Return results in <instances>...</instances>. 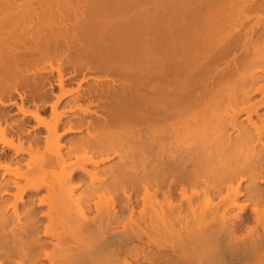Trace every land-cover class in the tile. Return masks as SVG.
Listing matches in <instances>:
<instances>
[{
  "label": "bare ground",
  "instance_id": "bare-ground-1",
  "mask_svg": "<svg viewBox=\"0 0 264 264\" xmlns=\"http://www.w3.org/2000/svg\"><path fill=\"white\" fill-rule=\"evenodd\" d=\"M17 1L0 0V75L36 94L46 77L24 68L52 44L93 62L86 70L121 77L82 78L57 97L73 94L89 130L64 153L55 103L52 119L37 121L43 147L23 119L0 110V142L29 152L24 169L0 161L2 175L22 180H11L10 203L0 194V264H264V0H147L140 20L120 23L107 17L125 3L93 0L74 41ZM110 153L118 163L87 169ZM82 171L90 181L74 195ZM28 191L36 194L20 208ZM249 205L254 222L238 237L235 221L250 220L241 215Z\"/></svg>",
  "mask_w": 264,
  "mask_h": 264
},
{
  "label": "rangeland",
  "instance_id": "rangeland-1",
  "mask_svg": "<svg viewBox=\"0 0 264 264\" xmlns=\"http://www.w3.org/2000/svg\"><path fill=\"white\" fill-rule=\"evenodd\" d=\"M40 1L46 2L45 6H41L43 2L40 3ZM97 0H95L96 2ZM106 1V0H105ZM112 1V0H108ZM152 1V0H151ZM161 1V0H158ZM19 2H26L31 3L30 9L31 15L35 16L38 15L41 19H43L44 24L46 25V29L48 31H51L53 29L56 31H66L68 34L67 36L70 38L69 40L74 41L77 39L78 29H79V19L81 18L82 14L87 12L89 8H92L93 6H90V4L93 2V0H18ZM91 2V3H90ZM100 3V1H97ZM104 1L102 0L101 3ZM129 2V3H128ZM146 2H150L147 0H121L120 3H125L122 5H119L117 12L114 10H111L108 20H111L112 22H129L134 21L136 18L139 19V16H144L145 11L142 9V7L150 8L149 5ZM153 3L160 5L161 2H156L155 0L152 1ZM151 2V3H152ZM94 3V2H93ZM92 3V4H93ZM100 3V4H101ZM149 3L150 5H153ZM39 4V5H37ZM154 4V5H155ZM29 6V5H28ZM36 8V9H35ZM114 11V14H113ZM105 14V13H103ZM102 15V14H101ZM106 15V14H105ZM140 20V19H139ZM45 27V26H44ZM43 29V28H42ZM46 29H43L46 31ZM49 33V32H48ZM56 40H60L59 35L56 36ZM47 47H49L47 49ZM42 48V49H41ZM51 48V49H50ZM55 48V49H54ZM40 50L36 49L32 55L31 64L28 63L27 67L24 68V72L29 75L37 74L38 80L40 73L46 77L45 83L43 88L37 93L34 94L33 92H30V88L23 87L20 84L19 81H17V77L14 76L12 73L2 74L0 75V78L2 81V84H5L3 89L0 88V110L3 109L9 118L12 119H20L24 120L26 122V135L28 136L30 140L33 139L38 143L39 145L44 146L45 143V137L47 135L46 128L43 125H40L37 123V121H50L52 119V109L55 105V110L59 115V118L62 122L61 128L58 131L59 137V144L61 147L62 153H64L66 150H68L69 146H71L75 141L87 136L89 130H87L86 123H80L78 113L79 110L74 108V105L70 100L73 98V94H67L65 93L64 96L62 95L61 99L57 103V97L60 96L63 92L72 91L75 93V91L78 89V84L81 83V79H87L89 76H98L99 79L105 78L103 76L111 77L112 79L118 80L119 74L118 73H112L111 71H103L101 69L95 70H86L85 68H90L91 64L93 62L83 63L81 59L72 51L70 50H64L61 51L59 49H56V47L52 46V44H49L48 46H40ZM30 64V66H29ZM22 70L19 71V73ZM23 72V73H24ZM12 74V75H11ZM59 74L62 75L65 80H63L62 84L60 85L59 80ZM44 77V78H45ZM90 78V77H89ZM16 79V80H15ZM15 80V81H14ZM43 80V81H44ZM80 81V82H79ZM8 83V84H7ZM15 83V84H14ZM7 84V85H6ZM10 84V85H9ZM13 84V86H12ZM15 85V86H14ZM7 90H6V87ZM18 86V87H17ZM14 87V89H12ZM16 87V88H15ZM21 87V88H20ZM11 88V90H10ZM20 88V89H18ZM17 89V91H16ZM23 89V90H22ZM30 89V90H29ZM10 90V91H9ZM29 90V92H28ZM12 91V92H11ZM41 92V93H40ZM62 92V93H61ZM25 93V94H24ZM31 93V95H30ZM35 95V96H34ZM37 96V97H36ZM33 97V98H32ZM11 101V102H10ZM4 103V104H3ZM9 103V104H7ZM11 103V104H10ZM55 103V104H54ZM3 104V105H2ZM54 104V105H53ZM73 105V106H72ZM20 109V110H19ZM23 111H22V110ZM264 111V108L260 109V112ZM62 113V114H61ZM77 113V114H76ZM34 115V116H33ZM40 117V120H37ZM76 115V116H75ZM78 117V118H77ZM239 120H241V117H239ZM74 121V122H73ZM77 121V122H76ZM242 122V121H241ZM80 123V124H79ZM244 123V122H243ZM68 126L73 127V131L66 132V129ZM236 131L233 132L235 134ZM31 137H30V136ZM37 139V140H36ZM39 140V141H38ZM15 143H19L18 140L14 139ZM17 141V142H16ZM25 143V142H24ZM23 143L24 148L28 149V143ZM34 145V144H33ZM16 148H13L11 146L3 145L0 142V161L3 159L9 160L14 165H17L18 167H22L24 169L26 167V163L29 159V152H20L15 151ZM19 152V153H18ZM107 156H110V159H108L103 164H100L99 166L94 165H87V169L90 171H93L95 169L98 170V168H108L111 165H115L117 162L118 157L114 156L112 153L107 154ZM2 157V159H1ZM102 157H106V154H104ZM98 157L97 159H99ZM18 161V162H17ZM24 161V162H23ZM25 166V167H24ZM107 170V169H106ZM3 170L0 169V184H4L6 180H9L10 184L8 185V194H4V192L0 193L2 199H4L7 203L13 201L14 199V192L16 191V186L13 184L12 181H19V183H22V180H18V178H15L12 174H6L2 175ZM83 175L81 178L83 179V182L80 179H74L73 184L76 186L73 189L74 195H79L83 192L86 184L88 181H90L89 173L86 174V172H83ZM104 173V172H103ZM85 175V176H84ZM89 179V180H88ZM110 181V177H108L104 182L107 183ZM2 182V183H1ZM12 183V184H11ZM85 183V184H84ZM248 182H243V185H247ZM259 186L264 187V182L258 183ZM10 188V189H9ZM46 188H42L40 192L37 193V196H41L46 193ZM128 191V190H127ZM130 191V190H129ZM122 202L125 203L126 200H123L125 195H122ZM36 194L35 191H28L27 195L25 196V201L20 203V208H24L28 204L29 195ZM117 195L120 196V195ZM124 194V193H123ZM116 199H119L118 201L121 202L120 198L118 197ZM126 198V197H125ZM11 199V200H10ZM36 202L38 201L37 198ZM136 204V209L138 214V210L141 207V202ZM238 201L243 203L245 200L243 197L239 198ZM140 204V205H139ZM205 206V205H203ZM38 210L44 211L46 209L45 206H37ZM237 213V209L235 210ZM251 205L247 206V209L242 212V216L245 217L248 214L250 215V220L252 221H235L237 223V230L236 235L238 237H241L240 235H243L246 233V229L249 225H252L254 222V212H252ZM239 212V211H238ZM7 214H11V210L7 212ZM125 214H127V211H125ZM38 218L41 219V221L44 223L46 221L45 217L40 216V213L38 215ZM235 220V219H233ZM239 222V223H238ZM234 223V224H236ZM245 223V224H244ZM251 223V224H250ZM242 225V226H241ZM248 225V226H247ZM240 228V229H239ZM245 229V230H244ZM243 260V259H242ZM241 261V260H240ZM45 262V260H43ZM237 264V261L234 260L233 263ZM240 263V262H238ZM249 264L242 261L240 264Z\"/></svg>",
  "mask_w": 264,
  "mask_h": 264
}]
</instances>
